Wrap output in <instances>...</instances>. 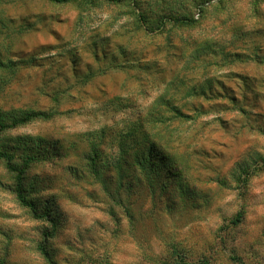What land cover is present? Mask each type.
<instances>
[{"label": "rangeland", "instance_id": "1", "mask_svg": "<svg viewBox=\"0 0 264 264\" xmlns=\"http://www.w3.org/2000/svg\"><path fill=\"white\" fill-rule=\"evenodd\" d=\"M31 112L0 152L50 221L0 160V264H264V0H0V122Z\"/></svg>", "mask_w": 264, "mask_h": 264}, {"label": "trees", "instance_id": "2", "mask_svg": "<svg viewBox=\"0 0 264 264\" xmlns=\"http://www.w3.org/2000/svg\"><path fill=\"white\" fill-rule=\"evenodd\" d=\"M51 1L54 3H58V4H65V3L71 2L72 0H51ZM104 1H113V0H104ZM172 114L174 116L177 115L176 117L179 118V111L178 110L172 109ZM40 116H43V114L31 112V113H28L27 115L23 116L19 120H15L11 124H4V123L0 122V131H5L8 129L15 128V127H18L20 125L26 124V123H28V122L32 121L33 119L40 117ZM164 119H165V117L163 116L157 120L148 121L147 122L148 126H152V127H148V128L154 130L158 124L164 123ZM140 125L143 127L145 126L144 122ZM147 135H148V138L150 139V141H152L151 144L149 146H147L146 150L144 149L142 151L141 155L136 156V154H134V156H133V158L137 157L136 160L134 159V164L131 166V169L135 174H138L139 168H141V166L152 165L156 162V159H157L156 158V156H157L156 147L154 145L155 144L154 141L156 140V134L152 133V134H147ZM0 160H3L5 162V167L8 171V173L14 176V178H13L14 183H15L14 193L16 194V197H17L20 205L24 208L29 209L31 211V213L33 214L34 219L50 221L48 214H40L37 206L32 201L27 199V197L25 195L26 192H25V182H24L25 172L13 164L12 157L10 155H8L7 153L0 152ZM136 178H138V175L136 176ZM44 236H45L46 240H49V238L52 237L51 234H49L47 232L44 233ZM183 264H185V263L183 262Z\"/></svg>", "mask_w": 264, "mask_h": 264}]
</instances>
